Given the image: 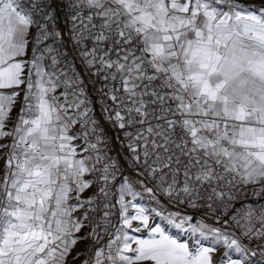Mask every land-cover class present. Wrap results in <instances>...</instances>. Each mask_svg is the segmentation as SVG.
<instances>
[{
    "label": "snow or ice",
    "instance_id": "1",
    "mask_svg": "<svg viewBox=\"0 0 264 264\" xmlns=\"http://www.w3.org/2000/svg\"><path fill=\"white\" fill-rule=\"evenodd\" d=\"M226 66L264 79V0H0V264L264 260V108Z\"/></svg>",
    "mask_w": 264,
    "mask_h": 264
},
{
    "label": "clouds",
    "instance_id": "2",
    "mask_svg": "<svg viewBox=\"0 0 264 264\" xmlns=\"http://www.w3.org/2000/svg\"><path fill=\"white\" fill-rule=\"evenodd\" d=\"M226 75L221 77L223 87L218 99L227 100L230 108L245 107L249 110L264 108V79L251 72H236L225 67ZM215 87V82H212Z\"/></svg>",
    "mask_w": 264,
    "mask_h": 264
},
{
    "label": "built area",
    "instance_id": "3",
    "mask_svg": "<svg viewBox=\"0 0 264 264\" xmlns=\"http://www.w3.org/2000/svg\"><path fill=\"white\" fill-rule=\"evenodd\" d=\"M61 27H63V24H61ZM66 39V37H65ZM68 49H69V52H70V56H69V59L72 60V62L75 64V67H76V70L84 77V80H85V84H86V88H87V93L88 95L93 99V101H95L97 99V92H96V88H99L100 87V83L101 81L97 78H94V77H90L88 72L85 70V68L83 67L81 61L79 59L76 58V53L74 51H72V48H71V44L70 43H66L65 45ZM91 45L89 44V47ZM89 79H96V83L95 85L93 84H88L87 81ZM157 84L160 83L159 80H157L156 82ZM22 98V97H21ZM20 107L19 104L16 105V110H18ZM16 114L17 112L14 111L13 112V118L16 117ZM95 115L100 118V122L103 124L104 128L107 130V134L109 136H113L114 135V131L113 129L107 124L104 122L103 118L100 117V110H99V105H96V112H95ZM100 129L97 128V131H99ZM111 148H112V154L117 156L118 159H119V163L121 165H123L129 172H130V169H128V166H127V158H126V149H123V148H120L119 147V144H118V141H112L111 143ZM3 164H4V161L3 160H0V169L3 168ZM0 174H2V172H0ZM95 191V188H90L89 190H87L85 193H84V196H88L90 195L92 192ZM237 207H239V204L237 205ZM187 211L191 212L192 210L191 209H188ZM196 215H200L199 213H196ZM253 263L254 264H264V260H262L259 255H257V257H255L253 259Z\"/></svg>",
    "mask_w": 264,
    "mask_h": 264
},
{
    "label": "crops",
    "instance_id": "4",
    "mask_svg": "<svg viewBox=\"0 0 264 264\" xmlns=\"http://www.w3.org/2000/svg\"><path fill=\"white\" fill-rule=\"evenodd\" d=\"M80 246V247H79ZM77 247H79V249L78 250H80L81 248H83L84 247V245L83 244H80V245H78Z\"/></svg>",
    "mask_w": 264,
    "mask_h": 264
},
{
    "label": "rangeland",
    "instance_id": "5",
    "mask_svg": "<svg viewBox=\"0 0 264 264\" xmlns=\"http://www.w3.org/2000/svg\"><path fill=\"white\" fill-rule=\"evenodd\" d=\"M13 112H14V111H13ZM13 112H12V116H13ZM172 231L174 232L175 230H172ZM79 247H80V246H79ZM79 247H77V249H76L77 251H79V250H78V249H79ZM253 264H254V263H253Z\"/></svg>",
    "mask_w": 264,
    "mask_h": 264
}]
</instances>
